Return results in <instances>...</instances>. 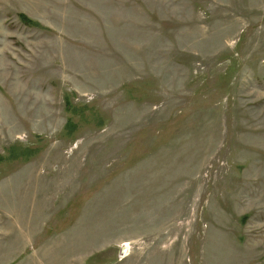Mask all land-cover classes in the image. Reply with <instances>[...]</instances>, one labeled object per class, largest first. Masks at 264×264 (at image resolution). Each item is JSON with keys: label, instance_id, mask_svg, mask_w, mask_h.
Instances as JSON below:
<instances>
[{"label": "rangeland", "instance_id": "rangeland-1", "mask_svg": "<svg viewBox=\"0 0 264 264\" xmlns=\"http://www.w3.org/2000/svg\"><path fill=\"white\" fill-rule=\"evenodd\" d=\"M0 264H264V0H0Z\"/></svg>", "mask_w": 264, "mask_h": 264}, {"label": "water", "instance_id": "water-1", "mask_svg": "<svg viewBox=\"0 0 264 264\" xmlns=\"http://www.w3.org/2000/svg\"><path fill=\"white\" fill-rule=\"evenodd\" d=\"M124 252V250L122 249V253Z\"/></svg>", "mask_w": 264, "mask_h": 264}, {"label": "bare ground", "instance_id": "bare-ground-1", "mask_svg": "<svg viewBox=\"0 0 264 264\" xmlns=\"http://www.w3.org/2000/svg\"><path fill=\"white\" fill-rule=\"evenodd\" d=\"M125 252H127V251H125Z\"/></svg>", "mask_w": 264, "mask_h": 264}]
</instances>
